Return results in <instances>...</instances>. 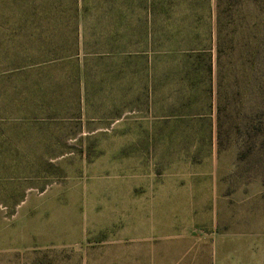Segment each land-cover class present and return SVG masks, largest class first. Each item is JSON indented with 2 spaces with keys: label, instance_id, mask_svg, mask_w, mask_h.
<instances>
[{
  "label": "rangeland",
  "instance_id": "rangeland-1",
  "mask_svg": "<svg viewBox=\"0 0 264 264\" xmlns=\"http://www.w3.org/2000/svg\"><path fill=\"white\" fill-rule=\"evenodd\" d=\"M151 1L80 0L76 20L72 0H0V264L260 263L264 154L217 156L209 123L149 111L137 54L182 14ZM76 48L79 81L69 64L11 71Z\"/></svg>",
  "mask_w": 264,
  "mask_h": 264
},
{
  "label": "trees",
  "instance_id": "trees-1",
  "mask_svg": "<svg viewBox=\"0 0 264 264\" xmlns=\"http://www.w3.org/2000/svg\"><path fill=\"white\" fill-rule=\"evenodd\" d=\"M79 4L80 0H72L62 15L81 18L90 8ZM180 9L181 25L170 29L165 45L155 40L148 54H137L149 70L147 86L142 87L147 90L149 111L167 101L169 113L164 116L186 125L209 123L207 140L217 156L233 146L238 161L261 163L264 0H152L147 14L177 20ZM202 26L204 31H199ZM73 35H78L76 25ZM86 61L87 53L80 57L76 48L69 54L27 58L11 71L15 75L50 72L69 64L79 81ZM162 91L167 92L165 97H161Z\"/></svg>",
  "mask_w": 264,
  "mask_h": 264
},
{
  "label": "crops",
  "instance_id": "crops-1",
  "mask_svg": "<svg viewBox=\"0 0 264 264\" xmlns=\"http://www.w3.org/2000/svg\"><path fill=\"white\" fill-rule=\"evenodd\" d=\"M259 264H264V244L263 242L261 243V249H260V263Z\"/></svg>",
  "mask_w": 264,
  "mask_h": 264
}]
</instances>
